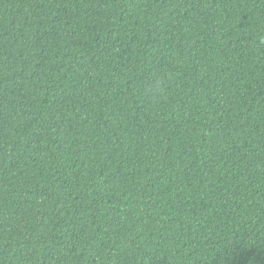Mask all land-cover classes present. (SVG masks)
<instances>
[{
    "label": "trees",
    "instance_id": "1",
    "mask_svg": "<svg viewBox=\"0 0 264 264\" xmlns=\"http://www.w3.org/2000/svg\"><path fill=\"white\" fill-rule=\"evenodd\" d=\"M0 264H264V0H0Z\"/></svg>",
    "mask_w": 264,
    "mask_h": 264
}]
</instances>
